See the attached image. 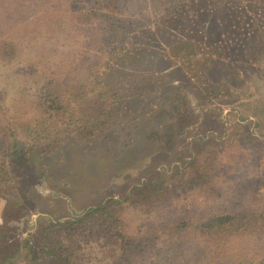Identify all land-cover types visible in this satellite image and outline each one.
Instances as JSON below:
<instances>
[{
  "label": "rangeland",
  "instance_id": "rangeland-1",
  "mask_svg": "<svg viewBox=\"0 0 264 264\" xmlns=\"http://www.w3.org/2000/svg\"><path fill=\"white\" fill-rule=\"evenodd\" d=\"M141 4L128 5L125 17L138 18ZM204 5L195 0L177 20L155 23L101 60L99 82L123 102L94 137L67 135L49 155L27 151L18 161V179L0 201L6 230L0 264H53L36 241L33 253L27 243L49 218H76L148 184L174 188L192 171L190 161L216 160L210 189H176L189 198L191 211L216 214L224 202L234 211L264 208V50L254 43L252 26L259 11L232 1ZM72 8L64 0H0L4 107L46 82H75L90 73L79 60L95 54L85 49L88 37ZM184 42L196 55H174ZM126 214L136 234L147 216L138 207ZM255 240V234L233 240L231 253L248 258L244 264L264 263V241Z\"/></svg>",
  "mask_w": 264,
  "mask_h": 264
},
{
  "label": "trees",
  "instance_id": "trees-1",
  "mask_svg": "<svg viewBox=\"0 0 264 264\" xmlns=\"http://www.w3.org/2000/svg\"><path fill=\"white\" fill-rule=\"evenodd\" d=\"M64 1L73 6L72 13H77L76 23L84 27L88 37L85 49L94 53L95 58L79 60L90 73L75 82H46L27 98L21 97L8 107L0 100V201L18 179L15 166L27 151L39 150L49 155L65 143L67 135L92 138L107 125L116 107V111L121 109L123 100L118 92L99 82L101 60L111 56L121 44H127L130 37L150 31L155 23L177 20L182 10L195 0H141L140 14L135 19L126 18L124 13L137 0ZM211 1L218 5L232 1L240 9L259 11L252 26L254 43L261 45L263 54L264 0H198L204 9V3ZM133 10L137 13V9ZM175 46H180L176 56L196 55L188 42ZM212 48L215 55L221 54V46ZM189 163L192 171L176 188L165 187L163 182L148 184L122 200L109 199L86 209L76 218H49L44 227H39L33 241L27 242L31 244V253L38 248L32 244L36 241L42 247L40 254L53 264L246 263L248 258L231 253L232 241L254 234L255 243L264 241V208L234 211L230 208L232 202H224L216 214L191 211L189 198H180L176 189L184 191L187 186L210 189L216 160L212 158L204 166L196 161ZM218 196L223 197L220 193ZM178 201L181 204L176 208ZM131 207L140 208L147 216L136 234L127 222V209ZM5 238L6 230L0 227V239ZM163 241L164 245L158 247ZM157 248L153 258L152 251ZM4 254L6 250H0V261L4 260Z\"/></svg>",
  "mask_w": 264,
  "mask_h": 264
}]
</instances>
